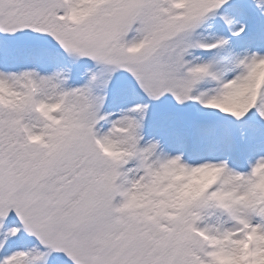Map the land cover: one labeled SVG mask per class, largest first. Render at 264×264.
Listing matches in <instances>:
<instances>
[{
	"label": "snow or ice",
	"instance_id": "6c2138e0",
	"mask_svg": "<svg viewBox=\"0 0 264 264\" xmlns=\"http://www.w3.org/2000/svg\"><path fill=\"white\" fill-rule=\"evenodd\" d=\"M0 264H264V0H0Z\"/></svg>",
	"mask_w": 264,
	"mask_h": 264
}]
</instances>
